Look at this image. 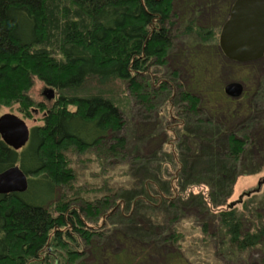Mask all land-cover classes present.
Listing matches in <instances>:
<instances>
[{"label": "trees", "instance_id": "1", "mask_svg": "<svg viewBox=\"0 0 264 264\" xmlns=\"http://www.w3.org/2000/svg\"><path fill=\"white\" fill-rule=\"evenodd\" d=\"M234 1L0 0V107L44 112L21 150L0 138V173L17 165L28 183L0 195V264H264V190L228 202L264 151V88L231 99L238 78L217 76L238 67L243 85L264 62L218 46ZM33 77L51 107L28 97ZM88 151L123 179L74 186L68 154Z\"/></svg>", "mask_w": 264, "mask_h": 264}, {"label": "water", "instance_id": "2", "mask_svg": "<svg viewBox=\"0 0 264 264\" xmlns=\"http://www.w3.org/2000/svg\"><path fill=\"white\" fill-rule=\"evenodd\" d=\"M218 46L227 59L237 63L261 59L264 56V0H235L219 32ZM223 90L229 98L237 99L243 93V85L229 82ZM44 95L51 100L54 92L50 89ZM0 138L8 147L19 151L29 140V129L19 117L3 114L0 116ZM263 183L264 179L260 180L255 191ZM27 187V177L19 166L0 173V195L24 193Z\"/></svg>", "mask_w": 264, "mask_h": 264}, {"label": "rangeland", "instance_id": "3", "mask_svg": "<svg viewBox=\"0 0 264 264\" xmlns=\"http://www.w3.org/2000/svg\"><path fill=\"white\" fill-rule=\"evenodd\" d=\"M219 33H217V39H218ZM174 64V61L171 60L170 65L172 66ZM264 62H257L256 64L252 65V67H249V69L246 70V83H243V93L245 91L254 92L256 87L264 88L262 85L263 83L259 82V79L262 75L263 78V67ZM167 72V71H166ZM186 70H182L181 72V78L184 81L185 78H188L186 74ZM241 75V71L238 69V67L234 68H221L220 71H218L217 76L219 78L223 79H236L234 82H239ZM264 80V79H263ZM262 80V81H263ZM186 81V80H185ZM97 89V84L95 82L92 83H85V88ZM50 90L49 87H46L40 80H38L36 77L32 78V85L30 89L27 92L28 97L34 101L35 103H42L45 105V107L49 108L53 105L55 98H56V92L54 93V97L51 100H48L46 96L44 95V92ZM101 90L103 93H115L117 91L120 92L121 88L119 85L115 82H110L105 85H101ZM264 95V89L261 90ZM54 92V91H53ZM122 92V91H121ZM177 93V92H176ZM241 95V96H242ZM240 96V97H241ZM257 104V102H255ZM240 105L245 106V101H240ZM139 107V106H137ZM34 111L31 112L32 117L27 118L22 113L18 111V105H13L10 107H0V116L3 114H13L20 119H22L28 129L30 130L33 127L41 126L43 124L42 118L44 115V112L40 111V109H33ZM252 114V113H251ZM255 114V121L252 124L253 127H257L258 130H260V134L258 136V139L256 140L257 143L264 145V99L261 100V102H258L257 109L253 113ZM147 119L151 120L154 119V113L152 114H143L139 120L141 119ZM256 136V133H255ZM259 153L263 154L261 157L258 158L257 163L261 165V170L256 174L246 175V176H240L237 178L236 183L233 188L232 195L228 198V202H233L235 200H238V198H241L244 195H247V193L250 194L253 190L257 188L258 182L260 180L264 179V164H262V161L264 163V151H260ZM70 156V159L72 161V168L75 172V182L73 183L76 187H97L99 184L100 179L103 177V180L106 179L104 177H111L113 178V181L117 179H123L122 174L127 173V169L125 166L121 164H115L112 161H107L106 165L103 164V168L99 169V159L96 157L94 152L88 151L83 154L73 153L68 154ZM114 163V164H111ZM126 176H124V179ZM262 190H264V184L261 185ZM186 224V223H184Z\"/></svg>", "mask_w": 264, "mask_h": 264}]
</instances>
